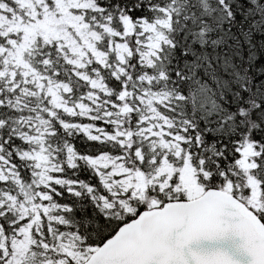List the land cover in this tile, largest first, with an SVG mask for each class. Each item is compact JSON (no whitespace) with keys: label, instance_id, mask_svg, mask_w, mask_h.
Here are the masks:
<instances>
[{"label":"snow or ice","instance_id":"1","mask_svg":"<svg viewBox=\"0 0 264 264\" xmlns=\"http://www.w3.org/2000/svg\"><path fill=\"white\" fill-rule=\"evenodd\" d=\"M0 264H264V0H0Z\"/></svg>","mask_w":264,"mask_h":264}]
</instances>
